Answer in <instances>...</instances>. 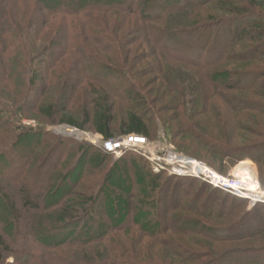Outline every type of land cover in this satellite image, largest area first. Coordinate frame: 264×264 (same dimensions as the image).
I'll list each match as a JSON object with an SVG mask.
<instances>
[{
	"label": "rangeland",
	"instance_id": "obj_1",
	"mask_svg": "<svg viewBox=\"0 0 264 264\" xmlns=\"http://www.w3.org/2000/svg\"><path fill=\"white\" fill-rule=\"evenodd\" d=\"M64 1L57 0L56 5L62 6ZM254 1L264 9V0ZM229 2L206 0L172 16L168 23L150 19L152 21L147 25L138 16L115 10H92L83 13L85 15L64 14L45 10L37 0H0V155L3 151L15 154V157L9 155L11 162L0 174V187L7 193L4 206L0 205V233L7 231L9 223L8 230L15 229L9 206L12 201L19 203L21 184L26 183L31 194L45 196L55 186L50 175L56 172L54 176L58 173L66 175L81 160L78 146H86L94 154L102 151L101 138H105L95 131L94 126L98 109H110L114 138L125 136L120 132L123 124L131 114H136L147 125L150 136L145 138L150 144L162 151H172L202 162L217 174L242 182L246 187L248 184L244 183L242 176L247 173L252 176L249 187L264 191V164L249 158L237 163L224 160L210 147L220 144L240 153L244 151L260 158L264 155V151H258L259 147L264 148V89H259L264 79L258 82L261 76L257 74H264V37L261 40L253 36L244 38L243 45L234 42L235 33L240 34L247 27L248 30L256 29L260 22L253 14L247 17L245 25L237 22L235 28L231 25L225 28L226 24L221 26L222 20L231 16L228 9L235 6L233 1L232 4ZM243 5H248L250 12H254L251 5ZM198 25L213 27L208 33L206 30L199 34L194 31ZM261 25L264 27V21ZM155 31L167 35L160 47L167 44L176 47L175 40H181L193 49L203 47L211 52L210 42L214 45L219 42V47L209 55L205 54L204 59L217 57L229 43L236 45L229 47L227 56L212 74L209 70L190 66L185 61L187 53L174 59L172 52L158 47L154 42ZM178 46L186 51V46ZM101 67L104 71L99 75L95 68ZM235 69L254 74L256 81H248L247 88L242 87L244 84L238 89L231 88L236 84L232 73ZM36 70L39 77L32 83ZM65 87L70 92L64 101ZM52 104L57 107L54 116L49 118L43 110ZM59 142H64L66 148L65 145L57 148ZM54 152L57 154L46 163V158ZM20 153L24 155L23 159L16 157ZM57 156L62 159L56 161ZM129 157L145 162L147 170L162 176L160 181L152 183L143 170L131 168L128 161H124ZM42 161L47 165L41 173L44 183L25 182L23 178H29L30 172ZM159 166L165 167V163L154 160L153 155L143 150L128 151L118 157L109 155L96 163L87 157L81 165L83 176H75L70 181L76 184L72 188L73 195L66 201L72 205V210L79 214L84 209L90 212L89 204L82 200V196L87 198L97 191L102 194L101 203L91 208L97 221L110 226L114 218L109 210H120L123 219L119 224L124 230L113 232V241L107 242V248L114 245L111 259L131 257L129 259L140 264H213L210 257L214 254L257 251L255 249L263 243L260 238L239 240L237 235H250L261 225L264 203L254 205L251 200L238 197L237 192L214 188L200 179L178 176L171 173L170 168L167 171ZM109 171H112L111 182L103 185ZM170 177L196 181L194 192L184 187L176 198L171 194L161 198L162 191L157 185L163 186ZM47 179L49 182L45 183ZM214 189L220 192L213 195L215 210L217 212L219 205L226 203V218L206 221L197 215L202 212L201 206L194 213L185 207L175 211L209 222L208 226L197 225L202 230L200 233L193 230L180 233V225L165 219L168 208L178 200L183 205L191 196L190 192L192 195L203 192V198H209ZM58 207L54 206L42 215H26L22 226L25 225L27 230L29 225L34 233L35 228L49 232L60 224L53 215ZM252 210L255 214L243 221L242 214ZM156 219L167 224L165 232L160 235L166 245H155L138 228L141 224L147 228L145 222L151 224ZM241 220L243 224L239 225ZM229 224L230 229L220 233L226 237L218 236L216 231L212 233L213 229L209 228L210 225ZM73 252L76 249L50 248L37 253L29 264H57L61 260L76 264L79 261ZM195 252L203 258L193 263L185 260ZM175 254L181 257H175ZM154 256L157 260H153ZM207 261L210 263H204ZM5 264H14V258L6 259Z\"/></svg>",
	"mask_w": 264,
	"mask_h": 264
},
{
	"label": "trees",
	"instance_id": "obj_2",
	"mask_svg": "<svg viewBox=\"0 0 264 264\" xmlns=\"http://www.w3.org/2000/svg\"><path fill=\"white\" fill-rule=\"evenodd\" d=\"M43 6L45 10H48L50 12H59V13H73V14H83L92 10L95 11H104L109 12L112 10H115L117 12L125 13L127 15H133L140 17L146 24L148 25V22L152 21L150 19H153L157 22H169L172 18V16L180 15L184 13L187 9L192 8L195 6V4H201L206 0H118L115 3H108V1L113 0H66L64 1L65 4L62 6H57L56 1L57 0H37L38 3H40ZM54 3H53V2ZM229 2V4H232L234 2L235 6L233 8L228 9V13L231 15L228 18H225L220 23L221 26L223 24L226 27L235 28L234 23H237L239 25H245V21H247V17L250 15H255L256 19L260 22L256 29L248 30L249 27L243 28L240 32V34L235 33V40L234 42H240L239 44L243 45V39L250 38V36L257 37L259 40L264 37V27L261 25L264 21V9H262L261 5L256 4L254 0H251L248 2V0H221V2ZM233 1V2H231ZM239 2V3H237ZM249 4L252 7H254V12H250L249 6L246 5V7L243 4ZM238 4V5H237ZM85 15V14H83ZM166 23V24H167ZM232 23V24H230ZM219 24V25H220ZM199 26H201L199 28ZM198 28L195 29V33L205 32L207 30V33L210 31V29L213 26H204V25H198ZM234 31V30H232ZM183 32V31H182ZM202 32V33H203ZM235 32V31H234ZM157 36L154 37V42L158 44V47L160 43H162V40L167 35L164 33H160L158 31H155ZM185 33V32H184ZM187 33V32H186ZM251 35H250V34ZM171 36H173L171 34ZM172 38V37H171ZM255 39V38H254ZM257 40V39H256ZM213 41V40H212ZM176 47L167 46L160 47L163 50H166L167 52H172L171 56L175 59L177 55H181L183 53H187V59L185 60L187 63H189L190 66L201 68L204 71H210L212 74H214V70L217 67V65H220V61L223 60L224 56H227V51L230 49L229 47L232 46L233 43H229L226 47L225 51L219 52L217 57H206L204 59V55H209L213 51H215L219 47V42L214 43L210 42L211 52L208 50L206 51L203 47H200L198 49H193L192 47L188 46L187 42L183 41H177ZM238 44V43H237ZM238 44V46H239ZM178 45L186 46V51H184L182 48H180ZM236 44H233L235 47ZM170 47V48H169ZM258 47V46H257ZM165 48V49H164ZM167 48V49H166ZM233 48V47H232ZM169 54V53H168ZM204 56V57H203ZM206 60V61H204ZM99 64V63H98ZM212 67V68H211ZM244 67V66H243ZM99 75H102V70L104 71V67L101 68H95ZM94 69V70H95ZM237 69V68H236ZM234 70L233 73V79L234 82L236 80V84L232 85L231 88L238 89L240 84H244V88L248 87V81H256L253 78L254 74H249L247 72V68L245 70L247 71H240V70ZM244 68H242L243 70ZM35 73V78L32 80V83H35V81L38 79L39 76H37V70ZM259 77L258 82L264 79V74L261 75L259 72L257 73ZM247 75L248 77L245 78ZM233 82V80H232ZM232 82L229 81V83L232 84ZM238 85V86H237ZM259 89H264V82L260 84ZM253 86V85H252ZM255 88V87H254ZM242 89V88H240ZM65 90L67 95L65 96ZM65 90H62L64 93L63 100L65 101L68 93L70 92V89L65 87ZM56 104H52L46 109L43 110V114L49 118H52L54 116V110L56 108ZM98 113L95 115L94 120V126L95 131L102 134L105 138V140L114 139V134L112 130V117H111V111L110 109H98ZM72 123V122H71ZM74 125V123H72ZM82 129V127H80ZM120 132L124 135H141V136H150V132L147 128L146 123L142 120V118L136 114H131L127 121L123 124L122 129ZM64 142H59L57 144V148H63ZM211 148H213V152L218 154L220 158L222 159H228L235 163L239 161H243L247 158L253 160L254 162L258 164H264V155L261 156H252L250 154H245L246 152L242 151L241 153L238 152V150H235L231 148L230 146H224L220 144H212L210 145ZM77 150L80 151L81 160L79 163L75 165L72 172L69 171L66 175H61V173L57 174V176H54L56 173H52L53 175H50L52 178V182L55 186L53 187V190L48 191L47 194L44 195H33L31 194V191L28 188V185L25 183L20 185L19 188V195L21 199L19 200V203L11 202V205L9 206V213L12 216L11 221L15 222V229L14 230H8L9 225H7V231L5 233H0V264H5L6 259L13 257L14 258V264H29L31 259L36 257V254L39 252H43L44 250L48 251L51 249H62V247H68L76 249V252H73V254L76 256L79 262L76 264H140L136 262V260L133 259V261L128 257L127 259L117 258V259H111L113 258V254L111 253V249L114 247L112 244L111 246H108L107 248V242L113 241L111 235L113 232H120L124 230L122 228L120 221H122V215L120 213V210H109L111 213V216L114 218L113 222L111 221V225L108 226L106 223L102 221H97L94 217V213L91 212V208H94L97 206V204L101 203V193L97 191V194H94L93 196L85 198V196H82V200L84 202L86 201V204H89L90 212L88 209H84L82 211V214H79L78 212L72 210V205L67 203V199L71 197L72 194V188H75L76 184H71L70 181L73 180V178L83 176L84 172L81 170V165L85 163V160L87 157H91L93 159V162L96 163L100 158L107 159L109 155L105 154L104 152H100L98 154H94L88 147L86 146H78ZM59 151V150H56ZM233 151V152H232ZM258 151H264L263 147H259ZM56 152L50 154L48 158H46V163L49 159L54 158V155ZM93 153V154H92ZM15 157V154H12L9 151H3L2 155H0V174L4 172L7 167L9 166L11 160V156ZM21 154V153H20ZM17 154L16 157L23 159L24 155ZM92 156H94L92 158ZM9 158V159H8ZM34 159V158H33ZM62 159L60 156H57L56 161ZM10 160V161H9ZM128 161L130 167L134 170H143L147 176L153 180L152 183L160 181L162 178L161 175H154L150 170H147V165L145 162H143L139 158L129 157V159L125 158L124 161ZM125 161V162H126ZM122 162V163H125ZM19 164V163H18ZM45 166H47L45 163H42L39 166H36L32 172H30L29 178H23V180L26 182L28 180H36L41 182L42 179V171L45 169ZM21 167V166H20ZM84 168V167H83ZM85 170V169H84ZM113 171V170H112ZM112 171H109L107 176L105 177V180L103 182V185H109L112 179ZM76 172V173H75ZM111 172V174H110ZM141 173V172H140ZM45 181V180H44ZM49 182V179L45 181V183ZM41 183H44L43 181ZM70 183V184H69ZM195 182L192 181H184L183 179H178L175 177L166 178V181L164 182L163 186L157 185L159 187V191L161 190L162 197L164 198L166 196L169 197L171 194L172 197L176 198L175 195L177 193L181 192V189L184 187H189L191 191L194 192L195 190ZM206 187V186H205ZM203 192H199L195 195H192L191 192L189 193L191 196L185 200V202L182 205V202L180 200H176L177 203H174V205L170 206L168 208V211L165 213V219L173 222L177 225H180L181 228L178 229V231L181 232H189L191 230L198 231L200 233L201 231L198 229L200 223L207 225L209 222H204V220H199L195 217H189L184 216V214H180L175 211L178 209H181L185 207L190 212L194 213L197 209H201L202 212L197 214L198 216L202 217V219L207 220H213V218L216 219H224L226 218V208L227 204L219 205V208L217 209V212L215 210V200L213 198V195H218L220 193L217 189L211 190V196L209 198H203L202 196ZM6 189L2 186L0 187V205L4 206L3 199L6 200ZM73 195V194H72ZM84 197V198H83ZM204 200V201H203ZM19 205V206H18ZM237 205V204H236ZM54 206H59L56 208L53 215H55V218L58 219L56 221L57 223H60L59 226L55 225L56 227L54 229H50L49 232L36 230V234L34 233V230L29 225L27 226V230H25L24 226H22V221L25 218L26 215H29L31 217H34L38 214L42 215V213L47 212ZM235 206V205H234ZM233 208H239V207H233ZM170 212H173L171 215ZM109 213V212H108ZM109 213V214H110ZM255 214V211H248L242 214L243 221L248 220ZM9 215V216H10ZM133 215V214H132ZM132 215L131 218L133 217ZM10 220V219H9ZM260 220L262 221L256 230H254V233H251L250 235H237V239H245L248 240L252 239H258L263 241L261 246H259L257 251L252 252H236V254H214V256H211V262L213 264H264V216L260 217ZM224 221V220H223ZM243 221L241 220L239 225L243 224ZM129 223V222H128ZM146 227L145 228L142 224L138 227L144 234L145 237L148 236L150 240H152L155 245H166L160 238V235L165 232L166 225L161 222L160 220L156 219L151 224L148 222H145ZM27 225V224H26ZM86 225V226H85ZM133 227H135V223L132 222ZM199 225V226H197ZM203 226V225H202ZM231 224L229 225H220V226H212L210 225L209 228L213 229V232H219L218 236L224 237L223 235H220L222 231H227L230 229ZM39 227V226H38ZM137 227V226H136ZM240 226H237L239 228ZM207 228V230H209ZM33 232V233H32ZM90 232L93 234L91 235ZM226 233V232H224ZM130 235V234H129ZM215 235V234H213ZM242 235V236H241ZM209 236V235H208ZM226 237V236H225ZM133 239V238H132ZM117 240V239H116ZM218 240V238H217ZM220 241V239H219ZM257 241V240H256ZM214 242V241H213ZM49 243V244H47ZM52 243V244H51ZM115 244V243H114ZM220 244V243H218ZM113 246V247H112ZM183 246V245H182ZM112 247V248H111ZM79 249H83L82 251ZM192 252V251H191ZM143 256V255H142ZM175 257H181L179 254H175ZM202 256H199L196 252L194 255L192 254L191 257L185 258L188 262H196L201 259ZM139 258H141V255H139ZM203 258V257H202ZM153 260H157L156 256L153 257ZM209 261V260H208ZM204 262V263H210V262ZM23 263V264H24ZM57 264H71L68 262V260L63 261L61 260L60 263ZM170 264V263H169Z\"/></svg>",
	"mask_w": 264,
	"mask_h": 264
},
{
	"label": "built area",
	"instance_id": "obj_3",
	"mask_svg": "<svg viewBox=\"0 0 264 264\" xmlns=\"http://www.w3.org/2000/svg\"><path fill=\"white\" fill-rule=\"evenodd\" d=\"M101 139L100 147L107 155L118 157L128 151L143 150L153 155L154 160L156 159V161H163L165 163V167L159 166L162 170L168 171L170 168V172L175 175L194 177L210 184L214 188L237 192L238 197L249 199L254 205L264 203V191L260 188L246 187L242 182L221 176L204 163L195 159L187 158L172 151H162L153 144H150L147 138L141 135L131 134L121 138ZM158 149L161 152H158ZM154 153L158 156L155 157ZM246 189H252L254 192H247Z\"/></svg>",
	"mask_w": 264,
	"mask_h": 264
},
{
	"label": "bare ground",
	"instance_id": "obj_4",
	"mask_svg": "<svg viewBox=\"0 0 264 264\" xmlns=\"http://www.w3.org/2000/svg\"><path fill=\"white\" fill-rule=\"evenodd\" d=\"M241 176H242V174H241ZM242 177H244V178H242V180L244 181V183L248 184L247 187H249V185H251L250 184V181H251L250 178H252V176H247V173H244ZM246 190L249 191V192H254V190H252V189H246Z\"/></svg>",
	"mask_w": 264,
	"mask_h": 264
}]
</instances>
